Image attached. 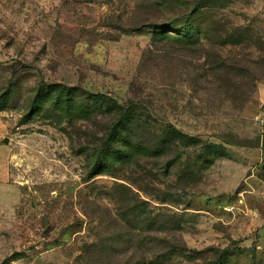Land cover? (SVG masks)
<instances>
[{"label":"rangeland","instance_id":"obj_1","mask_svg":"<svg viewBox=\"0 0 264 264\" xmlns=\"http://www.w3.org/2000/svg\"><path fill=\"white\" fill-rule=\"evenodd\" d=\"M0 264H264V0H0Z\"/></svg>","mask_w":264,"mask_h":264},{"label":"trees","instance_id":"obj_2","mask_svg":"<svg viewBox=\"0 0 264 264\" xmlns=\"http://www.w3.org/2000/svg\"><path fill=\"white\" fill-rule=\"evenodd\" d=\"M192 10H189L187 16L184 17L181 21H168L164 23H160L157 28L159 30H155L154 32V39L155 40H165L167 44H173L172 41H176L180 44H188L191 43L198 31H196V25L193 23V16L191 15ZM192 16V17H191ZM175 32V35L169 34L167 32ZM164 36V38H163ZM163 38V39H162ZM95 101L99 102V108L108 110H119V116L117 121H115L109 131V134L106 138H101L100 144L98 149L94 150V160L93 165L98 171H102L105 167L112 166V162L110 163L109 157L114 156V158H132L131 154L129 153V146L124 150L121 149V142H128L127 136L124 135L121 137L120 135L123 134V129L127 127L128 121L133 114V108L131 106L128 107H120L116 104L115 101L112 99L105 98V96H97L95 97ZM102 107V108H101ZM120 111H122V115H120ZM132 148L135 147L132 144H129ZM139 149V148H138Z\"/></svg>","mask_w":264,"mask_h":264}]
</instances>
